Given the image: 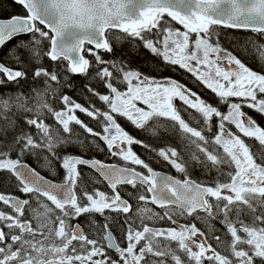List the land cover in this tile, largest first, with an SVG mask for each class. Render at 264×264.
Listing matches in <instances>:
<instances>
[{"label":"snow or ice","instance_id":"1","mask_svg":"<svg viewBox=\"0 0 264 264\" xmlns=\"http://www.w3.org/2000/svg\"><path fill=\"white\" fill-rule=\"evenodd\" d=\"M15 2L26 14L0 18V48L30 38L9 49L15 67L0 62V88L17 86L0 94V172L20 193L0 192V264H264V127L244 111L264 118V71L224 48L219 32L251 31L241 54L264 69V0ZM106 31L143 48L157 68L181 73L193 87L115 57ZM29 71L43 88L25 93L19 84ZM75 75L86 81L80 89L86 104L63 92L76 88L69 83ZM182 113L195 115L199 128ZM161 117L182 130L185 155L171 146L157 150L118 122L147 131ZM247 141L258 143L257 151ZM65 145L84 151L61 155ZM133 145L178 176L155 170ZM92 147L123 163L87 158ZM56 164L64 172L59 182L42 175L55 177ZM81 167L95 173L92 186ZM192 169L210 178L194 179ZM161 223L171 226H156Z\"/></svg>","mask_w":264,"mask_h":264},{"label":"flooded vegetation","instance_id":"2","mask_svg":"<svg viewBox=\"0 0 264 264\" xmlns=\"http://www.w3.org/2000/svg\"><path fill=\"white\" fill-rule=\"evenodd\" d=\"M11 1V0H10ZM6 2V1H5ZM7 3V2H6ZM8 17V16H7ZM0 18H5V17H0ZM167 19V17H165ZM174 27L179 28L182 27V25H175ZM235 31H241V32H246V33H250L253 34L251 31H247V30H235ZM107 31H106V36L107 35ZM116 34H120L119 32H115ZM109 37V36H108ZM29 36L28 35H22L19 36L15 39H13L12 41L8 42L3 48H0V52L1 50H3L4 48H9L12 44V42L20 39L23 41H27L29 40ZM110 38V37H109ZM112 40V39H111ZM110 40V42L112 43V41ZM85 49L90 47L89 45H85L84 46ZM47 48V47H46ZM236 55L237 53L234 52ZM4 55L7 56V50L3 52ZM82 54L88 58V55H91L90 53H88L87 51H82ZM238 56V55H237ZM239 57V56H238ZM0 62H2V59L0 58ZM245 62V61H244ZM247 64V62H246ZM251 67V66H250ZM253 70H263L261 69V67H259V69H254L253 67H251ZM167 71V70H165ZM80 76V75H77ZM150 76H154V75H150ZM161 76L163 77H173L175 79L178 80H183V82L188 83V78L187 77H182L181 73H177V72H172L170 70L167 71V73H163ZM40 81V80H37ZM36 82V81H33ZM21 84V82H20ZM24 86L20 87L19 89L24 91L28 90L27 85L29 84V82L27 80H24V82L22 83ZM13 86H16L14 84H10L5 88H1V89H5L3 92H0V94H3L4 92H11V91H17V88L15 89ZM189 87H193V85L191 83H188ZM99 91L101 93H103L105 90L103 87H99ZM202 95V97L206 100H209L211 103L215 104L216 100L213 98L212 94L210 92H201L200 93ZM178 103V102H177ZM57 107H59V104L56 105ZM97 107H103V105L98 101V104L96 105ZM180 105H177V107H179ZM222 111H224V108H221ZM244 111L248 112L249 115L254 116V118L256 119L257 123L264 127V118H262L260 115L255 114L254 112L250 111L249 109L245 108ZM77 116H79V118L81 120H83L85 123H88L89 126L95 127L94 122L90 121L88 117H86L85 115H83L82 113L77 112L76 113ZM163 118V117H162ZM182 118L185 119V121L187 123H189L190 126L193 127H198V124L195 121H192L189 117L188 114L182 113ZM164 119H170V118H164ZM169 121V120H168ZM118 122L122 125V127L125 128V130L127 132H129V134H131L134 138H138L142 141H146L151 147L155 148V149H160L163 147H174L177 149V151L181 152L182 155H185V145L187 144V140L181 135V131L178 127V124H176L175 127H173L172 122H159L156 121L154 122V120L149 122V129L147 131H141L138 130L136 128H134L131 124L126 123L124 119H118ZM49 123H51V121H49ZM75 127V126H74ZM77 131H80L78 128L76 129ZM98 130V129H97ZM213 131H215V128H213ZM154 133V134H153ZM81 138L84 137V133L80 132ZM190 135V134H187ZM205 135H209L207 132L205 133ZM249 144L253 145V151H257L258 149V143L253 142V141H247ZM162 145V146H161ZM101 147H103V144L101 143ZM133 150L141 156V158L145 159L146 161H148L151 166L158 171H161L162 173L165 174H171L174 177H177L178 174L166 163H163L159 160H156L155 156L150 153L147 152L144 148L137 146V145H133ZM61 155L64 154L65 151H67L68 153H72V154H76V155H81L83 153V149H80L78 146H73V147H69L67 145L64 146V148H60L57 150ZM87 158H96L99 159L102 162L108 163V164H112V163H116V164H122L123 162L119 160V158H112L109 157L107 152H100L98 150H96L94 147L90 148L87 153H86ZM155 161V162H154ZM25 162L28 163L29 165H31L34 168H37L38 171H40V168L37 167V161L31 157V156H27L25 157ZM56 169H57V175L55 177H52L49 175V173L47 171H42V175L46 176L49 179H53L57 182H59L60 180H62L63 176H64V172L63 170L60 169L59 164L55 165ZM81 171L82 172H86L89 173V176L85 177V181L88 182L91 185V180H90V176H94L95 173L92 172L91 169H87L84 167H81ZM191 175L194 179L197 180H204V179H209V176H205L202 171L200 169H192L191 170ZM211 176H215V173H211ZM179 178H183V177H179ZM95 187H99L101 190L103 191H107V188L105 186L102 185H94ZM0 192H11V193H15L17 196L20 195V193L16 192V190L10 186V183L8 181V174L4 173V172H0ZM34 207H37L36 205H34ZM149 207H156V206H152L149 205ZM39 211H43V209H38ZM157 211H160V209L158 207H156ZM245 219H247V217H244ZM96 219L99 221L101 218L100 216H96ZM86 220V217H80L79 222L81 224H83ZM184 221L181 220V223H183ZM156 226L158 227H169L171 226L170 224H157ZM197 226L198 227H202V225L197 222ZM216 228H220L221 225L216 222ZM119 234L117 233V236Z\"/></svg>","mask_w":264,"mask_h":264},{"label":"trees","instance_id":"3","mask_svg":"<svg viewBox=\"0 0 264 264\" xmlns=\"http://www.w3.org/2000/svg\"><path fill=\"white\" fill-rule=\"evenodd\" d=\"M23 14H24V10L18 4H15L10 0H0V17H7L11 15H23ZM219 32H220V43L223 47L227 48L230 51L236 52L239 58L244 60L245 63L247 62V65L249 67L251 66L254 69H259L260 66L255 62L254 59H249L247 56L241 54V50L245 42L244 38L251 37L253 36V34L230 30V29H223V28H219ZM107 35H109V32L107 33ZM19 40L20 39L12 42L11 46L8 49L4 48L0 52V58L2 59V62L8 66L15 67L14 61L8 57V51L14 45H16ZM111 41H112V44L114 45L113 55L115 57H122L123 59L128 60L130 62L131 67L138 68L141 72H144L149 75H154V76H161L163 73H167L168 70L164 68L162 65L159 68H157V64L159 63V61L155 60L151 56V54L148 53L143 48L138 49L128 41L118 42L113 39ZM45 47H47V45H45ZM6 50H7V56L3 54V52ZM104 58L107 60L109 59V56L105 54ZM88 59L92 60L93 57L91 55H88ZM43 64L47 67L51 66L50 61L47 58L43 60ZM259 71H264V69L259 70ZM29 78H31L30 71H29ZM27 81L29 83L33 82V80L32 81L27 80ZM23 82L24 80H22L21 84L19 85H23L22 84ZM85 82H86L85 79L82 78L81 76H77V75L72 76L69 80V83L74 84L76 88L74 90H69L68 88H64L63 92H66L69 96L73 97L76 101L80 102L81 104H86V101L84 98H82V95L80 92V89L85 84ZM3 91L4 90L0 88V92H3ZM94 103H96L97 105L98 101H94Z\"/></svg>","mask_w":264,"mask_h":264},{"label":"rangeland","instance_id":"4","mask_svg":"<svg viewBox=\"0 0 264 264\" xmlns=\"http://www.w3.org/2000/svg\"><path fill=\"white\" fill-rule=\"evenodd\" d=\"M177 25H179L178 23H177ZM181 26V25H180ZM179 29L181 30V31H183L184 29H183V26L182 27H179ZM115 35H118V34H116V33H114ZM109 37H110V39H113L112 38V34H110L109 33V35H108ZM113 40H115V39H113ZM118 42H121V41H118ZM122 42H124V41H122ZM225 48V47H224ZM227 49V48H226ZM28 80H30V81H32L31 80V78H29ZM24 85H19V88L20 87H23ZM27 87H28V90L25 92V93H27V92H29L30 91V89H32V88H36V89H41V88H43V82H42V80H40V81H37L36 80V82H32V83H29L28 85H27ZM15 89L17 88V86H15L14 87ZM3 90H5V89H3ZM11 92H14V91H11ZM5 93V92H4ZM177 105H179V103H177ZM224 110H225V108H224ZM188 117L192 120V121H195V124H196V118H195V115H193V116H189L188 115ZM164 118H167V117H161V118H158V119H156V118H154L153 120H154V122H156V121H159V122H165V123H169V122H172L170 119H164ZM169 120V121H168ZM172 123H174V122H172ZM206 133V132H205ZM204 133V134H205Z\"/></svg>","mask_w":264,"mask_h":264},{"label":"water","instance_id":"5","mask_svg":"<svg viewBox=\"0 0 264 264\" xmlns=\"http://www.w3.org/2000/svg\"><path fill=\"white\" fill-rule=\"evenodd\" d=\"M13 3H16L15 2V0H11ZM16 4H18V3H16ZM19 5V4H18ZM19 6H21V5H19ZM21 8L24 10V12H25V14H26V10L21 6ZM12 16V15H11ZM10 17V16H9ZM5 18H8V17H5ZM223 28V27H222ZM85 45H87V44H85ZM91 47H93L94 48V46H91ZM82 54V53H81Z\"/></svg>","mask_w":264,"mask_h":264}]
</instances>
